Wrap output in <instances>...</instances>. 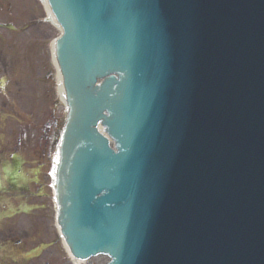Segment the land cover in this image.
Listing matches in <instances>:
<instances>
[{
  "label": "water",
  "instance_id": "water-1",
  "mask_svg": "<svg viewBox=\"0 0 264 264\" xmlns=\"http://www.w3.org/2000/svg\"><path fill=\"white\" fill-rule=\"evenodd\" d=\"M48 1L63 27L59 219L73 254L264 264V16L248 40L244 5L210 56L195 20L221 5L227 14L232 0Z\"/></svg>",
  "mask_w": 264,
  "mask_h": 264
},
{
  "label": "rangeland",
  "instance_id": "rangeland-1",
  "mask_svg": "<svg viewBox=\"0 0 264 264\" xmlns=\"http://www.w3.org/2000/svg\"><path fill=\"white\" fill-rule=\"evenodd\" d=\"M46 17L41 0H0V115H7L0 123L3 168L8 166L6 160L17 147L18 138L28 150L37 140H44L49 131L59 132L64 122L67 106L58 102L51 61V43L60 31ZM54 119L58 122L57 129L50 130L44 124ZM20 156L21 161L31 159L30 164L19 168L29 195L23 202L17 194L4 200L8 211L0 212H7L5 216L10 217L0 219V245L5 242L4 246L11 249L12 241L18 240L21 246L16 250L22 252L44 246L36 259L25 264H77L66 255L56 227V204L47 175L50 162L41 161L32 153L23 152ZM0 170L3 174L1 167ZM10 178L9 185L17 189L13 183L18 176L12 174ZM1 185L2 182L0 192H8ZM21 203L25 206L20 209ZM105 262L106 258L99 257L87 264Z\"/></svg>",
  "mask_w": 264,
  "mask_h": 264
},
{
  "label": "bare ground",
  "instance_id": "bare-ground-1",
  "mask_svg": "<svg viewBox=\"0 0 264 264\" xmlns=\"http://www.w3.org/2000/svg\"><path fill=\"white\" fill-rule=\"evenodd\" d=\"M41 2H43V4L45 5V8L47 10V16H48V19H51L52 23L54 24V26H57V28L61 31V26L59 24H57L56 22V19L53 17V15L51 14L49 8H48V2L47 0H42ZM54 45H55V40L51 43V61H52V65H53V68L55 69V86H56V95L59 99V101L61 103L64 102V98L61 94V91L62 90V87L60 85L61 83V75H60V72H59V68L57 66V62H56V59H55V56H54ZM58 162V160H57ZM52 178H53V189L55 188V190L57 191L58 189V180L60 178V166H58V164L56 163L55 165V168L51 174ZM63 247L65 248V250L68 252L67 250V247L65 246V244H63Z\"/></svg>",
  "mask_w": 264,
  "mask_h": 264
}]
</instances>
